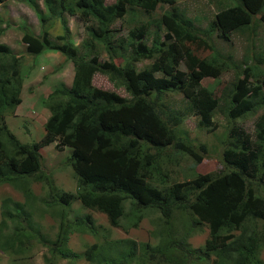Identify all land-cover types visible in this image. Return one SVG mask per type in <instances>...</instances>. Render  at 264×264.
Returning <instances> with one entry per match:
<instances>
[{
	"label": "trees",
	"instance_id": "trees-1",
	"mask_svg": "<svg viewBox=\"0 0 264 264\" xmlns=\"http://www.w3.org/2000/svg\"><path fill=\"white\" fill-rule=\"evenodd\" d=\"M228 1L199 29L176 8V0H112L109 4L103 0H43L44 13L33 0H25L37 14L40 31L34 35L26 25L16 27L24 52L35 56L45 50L58 52L71 62L73 73L69 85L58 84L44 97L48 116L41 139L22 143L2 117L20 103L18 66L23 53L13 54L0 43V183L13 186L24 197L21 203L1 201L0 228L10 230H0L2 252L20 256L35 241L48 253L45 264H53L55 257H79L89 264H261L264 114L252 141L231 120L264 109V76H255L264 73V51L249 58L243 55V64L235 63L230 55L215 51L209 38L214 34L229 42L231 32H245L250 37L255 22L264 23V0ZM158 5L168 6L158 18H137L140 12L151 15ZM63 14L76 15L84 26L85 36L77 45ZM53 20L59 21L61 33L51 39L48 30ZM115 21L117 29L112 26ZM123 27L125 34L115 37V30ZM210 51L209 57L205 52ZM101 52L104 59L99 58ZM117 58L120 61L114 62ZM143 60L149 62L138 67ZM230 66L239 74L224 102L231 122L221 151L225 169L195 173L170 184L166 172L159 171L156 175L162 187L151 185L159 160H168L171 153L181 151L196 162L201 160L178 128L182 114L165 104L167 94L182 95L185 113L196 116L199 126L213 129L212 115L219 108L220 97L201 80L216 79ZM252 66L260 70L254 74ZM94 73L105 75L128 97L92 85ZM250 78L254 81H248ZM54 139L57 148L69 149L63 166L69 167L75 178L74 193L56 188L51 173L42 169L38 147ZM197 146L201 153L206 151L203 143ZM31 182L44 183V198L34 197ZM73 200L104 214L112 227L121 226L120 218L127 215L124 230L136 226L147 210L156 211L162 219L160 239L154 246L140 244L137 253L130 240L108 239L107 231L94 225L89 215L70 216L67 209ZM36 202L48 204L58 220L52 240L33 226ZM124 202L129 203L126 213ZM256 221L260 222L257 227ZM201 224L207 226L208 237L203 243L205 253L197 255L185 242L189 231ZM246 226L251 228L249 233ZM71 232L101 234L103 242H93L77 254L67 246Z\"/></svg>",
	"mask_w": 264,
	"mask_h": 264
},
{
	"label": "rangeland",
	"instance_id": "rangeland-1",
	"mask_svg": "<svg viewBox=\"0 0 264 264\" xmlns=\"http://www.w3.org/2000/svg\"><path fill=\"white\" fill-rule=\"evenodd\" d=\"M13 1L20 2L19 4H21V6L8 9L5 3L0 5V43H6L13 54L17 55L23 53L18 66L21 77L19 92L20 103L12 108L10 112H5L2 120L7 126V129L12 132L20 142L33 144L41 139L43 135V123L48 116V111L43 105L44 97L58 84L69 85L73 71L70 61L61 57L58 52L45 50L36 56L24 52V45H22L20 37H18L19 32H17L15 24L25 25L27 17H29L31 19H29L27 27L29 28L30 26L33 32L38 31V26L40 31V24L37 20V14L29 2H25V0ZM103 1L105 4L112 2V0ZM33 3L37 5L41 13H44L43 0H33ZM228 4V0H176L175 6L177 9H182L185 16L191 19L195 26L199 29H203L210 23L215 11ZM22 6H24V8H22ZM165 9L167 10L168 6L158 5L151 15H144L140 12L137 18L150 21V19H154V17L158 18ZM63 16L71 31V40L73 44L77 45L85 36L84 26L76 15L69 16L63 14ZM48 24H50V21ZM112 26L114 27L113 29H117L118 21H115ZM149 27L152 29L153 25ZM125 32L126 27L118 31L115 30V37L121 34L124 35ZM48 33L51 39H54L55 35L61 33V26L58 20H53V25L48 30ZM246 34L245 32H231L229 42L222 41L213 34L209 38V41L215 51L223 56L230 55V59H233L235 63L238 62L243 64L241 60L243 55L249 58L255 53H262L264 51V23L256 21L250 37H248V34L246 36ZM210 52H205V54H208L210 57L212 55V52ZM99 58L104 59V53L101 52ZM119 61L118 58L114 59V62ZM148 62V60H143L139 62L137 66L141 67ZM229 62L234 65L233 62ZM261 67L264 68V66ZM180 68L184 69L183 63L180 65ZM251 70L255 74L260 70V67L254 68L252 66ZM238 74L239 72H237V69L234 70L233 67L230 66L216 79L211 80V78H203L201 80L202 85H211L214 93L220 97L219 108H217L212 115V121L216 125L213 129L199 126L196 116L185 113L184 107L186 106V101L182 95L174 93L167 94L165 104L167 107L171 108L173 112L182 114V121L178 128L183 132V136L187 139L191 148L199 154L201 160L196 162L181 151L171 153L167 157L168 160L164 162L159 160V166L155 169V181H150L151 185H155L157 188L162 187L160 183L158 184V176L156 175L159 171L166 172V182L170 184L171 181H179L184 178L192 177L195 173L208 171L220 173L225 169L222 167L221 151L228 141L227 131L231 122L227 120L224 102ZM255 76L261 78L264 76V73ZM248 81L253 82L254 80L250 78ZM91 83L95 87L113 91L122 97H128L122 87L115 88L103 74L94 73L91 78ZM262 113L264 114V109L257 110L252 115H246L241 119L236 118L231 121L233 125L239 127L244 133H247L252 141L254 140L255 129L259 126L256 125L260 122ZM260 125H262V123ZM56 143L57 141L54 139L38 147V151L41 154L42 169L51 173L56 188L61 191L74 193L76 190L75 178L70 168L63 166V162L69 154V149L66 147L57 148ZM198 143H203L205 145V152L201 153L197 146ZM148 151L153 152L152 149ZM29 186L35 198L45 197L46 187L44 183L31 182ZM23 198L22 194L13 186L0 183V204L3 199H7V203L9 200L21 203L24 201ZM35 204L38 206V209L33 213V226L37 228L41 235H45L49 240H52L57 231L58 220L53 213L50 212L51 210L48 209V204L43 202H36ZM128 204V202L123 203L124 213L127 211ZM67 211L69 215L74 218L89 215L94 225L101 226L107 231L105 232V236H107L108 239L130 240L135 244L137 253L140 251V244L148 243L150 246H154L160 239L158 233L162 219L156 211L147 210L144 217L139 220L136 226L129 227L128 230L123 229L127 215L120 218L119 222L121 226L112 227L108 224L104 214L83 207L78 200H73L68 206ZM259 223V221H256L255 226L257 227ZM8 226L11 227L10 225ZM0 230L2 232L10 231L5 227H2V229L0 228ZM250 231L251 228L246 226V233ZM235 234H237V231ZM207 237L208 228L206 225L201 224L194 230L189 231L185 242L186 248L188 250H193L197 255L204 254L203 243ZM33 242L29 250L20 256L13 257V255L10 256L6 252L0 250V264H45V258L49 257L46 249L38 242ZM93 242H98V244L102 243L103 236L98 234L97 237H94L92 234L71 232L68 234L67 238L68 248L77 254H80L85 247ZM172 255L176 256V252L173 251ZM258 258L261 264H264V242L259 249ZM209 259L210 256L208 257V260ZM53 264L89 263L79 257L74 260L55 257ZM132 264L138 263L134 261ZM197 264H200V262H197ZM201 264H208V262H203Z\"/></svg>",
	"mask_w": 264,
	"mask_h": 264
},
{
	"label": "crops",
	"instance_id": "crops-1",
	"mask_svg": "<svg viewBox=\"0 0 264 264\" xmlns=\"http://www.w3.org/2000/svg\"><path fill=\"white\" fill-rule=\"evenodd\" d=\"M6 4V7L8 8V9H12L13 7H15V6H21V4H19L20 2H18V1H13V0H5V1H3V2H1L0 3V5H2V4ZM22 8H24V6H22ZM7 9V10H8ZM9 11H11V10H9ZM22 12H24V11H22ZM21 12V13H22ZM29 19H31V18H29V17H27V20H26V23H25V25L26 26H28L27 24H28V22H29ZM33 24V23H32ZM21 24H15V26L17 27V26H20ZM29 30L31 31V33H33L34 35H37L38 34V32H39V26H38V31L37 32H33L31 29H30V26H29ZM17 32H19V30H17ZM21 36V33L19 32V36L18 37H20ZM72 36V35H71ZM22 43V42H21ZM4 44H6V43H4ZM7 45V44H6ZM22 45H23V43H22ZM8 46V45H7ZM24 48V47H23Z\"/></svg>",
	"mask_w": 264,
	"mask_h": 264
},
{
	"label": "clouds",
	"instance_id": "clouds-1",
	"mask_svg": "<svg viewBox=\"0 0 264 264\" xmlns=\"http://www.w3.org/2000/svg\"><path fill=\"white\" fill-rule=\"evenodd\" d=\"M69 28V27H68ZM70 30V29H69ZM70 33H71V31H70ZM58 54V53H57ZM61 56V55H60ZM61 57H63V56H61ZM71 63V62H70ZM72 66V65H71ZM93 76V75H92ZM92 78V77H91Z\"/></svg>",
	"mask_w": 264,
	"mask_h": 264
}]
</instances>
